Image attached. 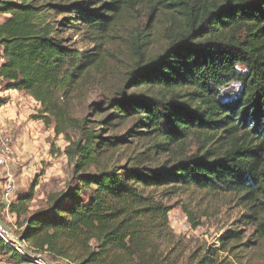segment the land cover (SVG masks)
Returning a JSON list of instances; mask_svg holds the SVG:
<instances>
[{
	"label": "trees",
	"instance_id": "trees-1",
	"mask_svg": "<svg viewBox=\"0 0 264 264\" xmlns=\"http://www.w3.org/2000/svg\"><path fill=\"white\" fill-rule=\"evenodd\" d=\"M158 3L184 32L171 31L148 60L139 52L126 86L145 94L121 89L103 103L109 117L97 122L133 125L120 138H103L71 105L101 79L130 0H0V84L39 105L29 119L63 137L72 166L65 188L49 193L44 207L28 208L34 185L8 213L28 252L52 262L179 264L164 200L204 191L234 199L244 210L234 226L249 232L227 230L219 240L227 256L197 264H249L256 252L264 264V0ZM89 109L100 116V105ZM130 137L149 146L126 165L109 164ZM146 154L170 158L148 168L140 160ZM0 252L29 263L1 238Z\"/></svg>",
	"mask_w": 264,
	"mask_h": 264
},
{
	"label": "rangeland",
	"instance_id": "rangeland-1",
	"mask_svg": "<svg viewBox=\"0 0 264 264\" xmlns=\"http://www.w3.org/2000/svg\"><path fill=\"white\" fill-rule=\"evenodd\" d=\"M159 1L130 0V8L123 16L119 28L117 27L113 44L105 54L103 64L100 65L104 66L101 79L83 103L74 102L71 105L73 114L93 122L94 130L101 133L103 138H120L133 125L131 121L122 125L114 122L109 126L98 125L97 122L109 117L111 112L103 103L114 98L121 89L127 95L145 94L144 91L130 89L129 86H126L128 72L140 61L138 59L139 52H142L143 58L148 60L165 48L171 31L184 32L182 22L171 21L169 13L158 3ZM126 37L127 40H124ZM72 40L74 41L76 38L73 36ZM143 43L146 44V47ZM139 44L141 48L135 52ZM82 47L85 50H92V46L87 43ZM144 47L145 49H143ZM1 57L0 51V63L2 62ZM19 94H21L20 97H17L11 91H4L0 84V101L4 103L0 107V131L9 134L13 140L11 160L5 165H0V186L7 177L11 178L16 187L12 201L17 195L26 194L34 185L39 184L46 186L50 190L49 193L60 192L65 188V184L72 174V166L64 154L67 143L62 136L54 135L52 127L46 128L43 125L40 133L43 138L36 134L23 141L19 146L16 144L19 137L17 128L20 125L14 120L35 114L39 108V105L30 97L28 98L22 93ZM146 95L149 94L146 92ZM92 104L101 106L98 113L100 116H95L89 109ZM29 120L28 117L27 122ZM117 127L119 128L116 129ZM46 130L49 131L48 135H45L48 132ZM70 134L74 138L77 136L74 132ZM148 146V142H144L138 137H130L128 138L127 151L124 148L118 149L112 159H108L109 164L126 165L127 158H138L139 154L144 152ZM169 158V155L158 157L146 154L140 156L143 166L148 168L160 167L169 161ZM164 203L172 208L169 213V226L174 235V241L177 242L175 253L179 255V264H197L203 258L221 261L227 254L221 246L220 237L227 230L233 228H239L244 234L249 232L244 225L236 224L234 226V221L244 214L243 208L238 206L234 199L214 196L204 191H188L175 196L168 195ZM0 218L19 240L20 230L16 225V216L10 213L7 215L0 207ZM261 253L256 252L254 254L256 256L251 259L249 264H260ZM31 255V257L28 255L30 258H22H29L28 264H45L42 261L35 262L34 259L40 255L33 253ZM40 257L50 261L44 255ZM0 258H3L0 260L6 263L20 264L15 263V260L8 257L7 253ZM50 262L64 264L62 261Z\"/></svg>",
	"mask_w": 264,
	"mask_h": 264
},
{
	"label": "built area",
	"instance_id": "built-area-1",
	"mask_svg": "<svg viewBox=\"0 0 264 264\" xmlns=\"http://www.w3.org/2000/svg\"><path fill=\"white\" fill-rule=\"evenodd\" d=\"M12 143L13 140L9 134L2 133L0 131V165L7 164L8 161L11 160L12 156ZM16 193V187L14 182H12L10 177H7L5 182L0 186V207L3 212L7 215L8 207L12 202V198ZM12 231V230H11ZM0 238L1 240L8 246L12 247L13 250L21 257H30L32 256L30 252H28L26 245H24L20 240L16 239L14 232L9 233L4 228L0 226ZM29 257V258H30ZM35 262H38L37 259Z\"/></svg>",
	"mask_w": 264,
	"mask_h": 264
},
{
	"label": "crops",
	"instance_id": "crops-1",
	"mask_svg": "<svg viewBox=\"0 0 264 264\" xmlns=\"http://www.w3.org/2000/svg\"><path fill=\"white\" fill-rule=\"evenodd\" d=\"M11 92H12V94H16L17 97H20L19 95H21V94H19L16 91H11ZM26 97L29 98V96H27V95H26ZM28 117L29 116H26V117L22 116L21 119L17 118L16 120H14L18 125H20L17 128V129H19V137L16 140V144L18 146L21 145V143L23 141L29 139L30 137H32V136H34L36 134L40 138H43V135L40 134L41 133V129L43 127V124L40 121H30L29 120L27 122ZM15 126H17V125H15ZM15 126H13V127H15ZM16 131H18V130H16ZM46 131H48V130H46ZM48 134H49V131L45 135H48ZM49 191L50 190L46 186H44L43 184H39V185L36 186V189H34V191L32 193L33 199H32L31 202H29L27 204L30 212H33V211H35L37 209H40V208L44 207L45 201H46V198L48 196ZM0 257H2V255ZM0 259H3V258H0ZM0 264H10V263H6L5 261H1L0 260ZM25 264H28V263H25Z\"/></svg>",
	"mask_w": 264,
	"mask_h": 264
},
{
	"label": "water",
	"instance_id": "water-1",
	"mask_svg": "<svg viewBox=\"0 0 264 264\" xmlns=\"http://www.w3.org/2000/svg\"><path fill=\"white\" fill-rule=\"evenodd\" d=\"M0 226L2 227V228H4L6 231H8L9 233H11L12 234V231H11V229L2 221V219L0 218ZM37 260L38 261H42L43 263H45V264H52L50 261H48V260H46V259H44V258H42V257H40V256H38L37 257ZM57 264H59V263H57Z\"/></svg>",
	"mask_w": 264,
	"mask_h": 264
}]
</instances>
